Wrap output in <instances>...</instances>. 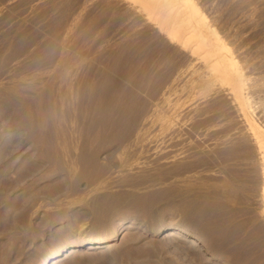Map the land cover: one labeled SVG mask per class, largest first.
<instances>
[{"label":"rangeland","instance_id":"1","mask_svg":"<svg viewBox=\"0 0 264 264\" xmlns=\"http://www.w3.org/2000/svg\"><path fill=\"white\" fill-rule=\"evenodd\" d=\"M196 1L246 77V114L127 0H0V264L124 223L109 251L55 264H264L248 121L264 137V0Z\"/></svg>","mask_w":264,"mask_h":264},{"label":"bare ground","instance_id":"2","mask_svg":"<svg viewBox=\"0 0 264 264\" xmlns=\"http://www.w3.org/2000/svg\"><path fill=\"white\" fill-rule=\"evenodd\" d=\"M127 1L137 8L144 15L146 20L153 24L169 41L187 50L196 60L204 65L211 75L217 77L223 85H226L235 103L241 109V112L242 110L245 112L248 103H251L250 100H252L250 99L252 96L249 98L245 96L244 88H247L244 87L246 84V77H244L240 66L233 57L234 54L231 53L232 50H230L228 44L224 42L216 29L209 24L203 7L196 0ZM12 79H14V77ZM15 79L13 80L14 82H16ZM16 84L18 83H15V85ZM12 85L10 87H12ZM248 99H250V102ZM248 121L250 129L257 135L259 143H262L264 137L259 134L260 130L257 125L252 118ZM263 147L264 145L260 144V148ZM262 181L261 196L264 216V168ZM132 227V224L125 225L124 223L118 226L108 237H85L78 242L67 241L63 243L58 250L51 252L42 264H55L57 261L61 260V258H68L69 253L71 254L73 252L76 254L92 250L107 252L113 248L117 241H119V238L123 234H126ZM155 234H166L168 237H174L180 241H188L191 246L199 245L193 236H189L186 233L184 234L171 225L159 226L155 230Z\"/></svg>","mask_w":264,"mask_h":264}]
</instances>
